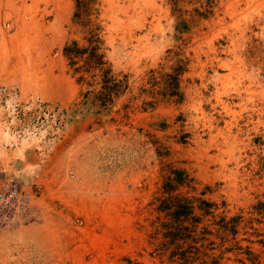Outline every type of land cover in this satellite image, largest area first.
I'll return each mask as SVG.
<instances>
[{
	"label": "rangeland",
	"instance_id": "rangeland-1",
	"mask_svg": "<svg viewBox=\"0 0 264 264\" xmlns=\"http://www.w3.org/2000/svg\"><path fill=\"white\" fill-rule=\"evenodd\" d=\"M92 34L123 81L107 104L65 55ZM174 170L217 204L193 264H264V0H0V179L37 205L0 264H176L156 233Z\"/></svg>",
	"mask_w": 264,
	"mask_h": 264
},
{
	"label": "trees",
	"instance_id": "trees-1",
	"mask_svg": "<svg viewBox=\"0 0 264 264\" xmlns=\"http://www.w3.org/2000/svg\"><path fill=\"white\" fill-rule=\"evenodd\" d=\"M100 44L97 34H92L88 47L80 48L77 42H73L71 46L65 48V55L73 65L84 61L88 72H100L102 91L97 97L107 104L122 92L123 81L116 79L111 69L105 68L107 62L104 61V55L99 53ZM176 71L179 75L183 69L181 67ZM190 182L191 179L185 177L184 171L174 170L164 183L163 196L159 199L156 208L160 215L156 223V233L161 238L162 252L169 254L170 259L176 264H193L198 260L207 247L205 242L209 241L208 235L213 233L208 230L209 226L203 224L206 218L215 216L217 204L176 193L181 186ZM260 205L263 206L264 203ZM219 225V232L232 230L227 223L223 222ZM199 244L201 245L198 246Z\"/></svg>",
	"mask_w": 264,
	"mask_h": 264
},
{
	"label": "built area",
	"instance_id": "built-area-1",
	"mask_svg": "<svg viewBox=\"0 0 264 264\" xmlns=\"http://www.w3.org/2000/svg\"><path fill=\"white\" fill-rule=\"evenodd\" d=\"M33 191L15 175L0 179V231L33 217L35 208Z\"/></svg>",
	"mask_w": 264,
	"mask_h": 264
}]
</instances>
